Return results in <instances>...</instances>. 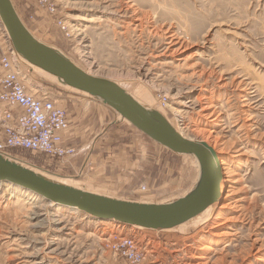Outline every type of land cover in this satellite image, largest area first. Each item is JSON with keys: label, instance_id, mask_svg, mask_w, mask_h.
Instances as JSON below:
<instances>
[{"label": "rangeland", "instance_id": "obj_1", "mask_svg": "<svg viewBox=\"0 0 264 264\" xmlns=\"http://www.w3.org/2000/svg\"><path fill=\"white\" fill-rule=\"evenodd\" d=\"M51 1L55 14L35 0H12L36 38L116 81L231 164L240 209L226 208L215 219V202L180 226L150 230L94 220L0 185V264H264V0ZM3 33L0 27V51L10 46ZM19 70L38 96L66 109L63 141L75 154L10 155L63 183L125 200L161 203L192 188V155L168 150L40 69L20 63ZM115 234L133 239L145 259L115 254L108 247Z\"/></svg>", "mask_w": 264, "mask_h": 264}, {"label": "water", "instance_id": "obj_2", "mask_svg": "<svg viewBox=\"0 0 264 264\" xmlns=\"http://www.w3.org/2000/svg\"><path fill=\"white\" fill-rule=\"evenodd\" d=\"M0 27L9 42V49L21 63L25 60L54 76L58 84L88 94L117 113L118 120H126L168 150L178 155H192L198 167L197 178L185 195L161 203L125 200L87 191L63 183L54 176L51 178L43 174L46 171L3 152H0V183L23 189L55 207L76 209L94 220L150 230L177 227L214 203L219 196L221 170L210 145L186 138L158 110L137 101L118 83L83 70L58 48L36 38L12 0H0Z\"/></svg>", "mask_w": 264, "mask_h": 264}, {"label": "built area", "instance_id": "obj_3", "mask_svg": "<svg viewBox=\"0 0 264 264\" xmlns=\"http://www.w3.org/2000/svg\"><path fill=\"white\" fill-rule=\"evenodd\" d=\"M35 1L44 10L55 14L57 6L51 0ZM20 63L9 48L0 51V68L3 70L0 74V152L18 149L60 160L71 157L75 148L63 141L69 129L66 109L47 94L38 96L35 89L25 85L19 70ZM108 247L132 263L145 259L138 244L129 237L116 235Z\"/></svg>", "mask_w": 264, "mask_h": 264}, {"label": "bare ground", "instance_id": "obj_4", "mask_svg": "<svg viewBox=\"0 0 264 264\" xmlns=\"http://www.w3.org/2000/svg\"><path fill=\"white\" fill-rule=\"evenodd\" d=\"M167 30V29H166ZM173 38V37H172ZM173 40V39H172ZM172 40H170L169 42H171V44H175V43H173V41ZM179 42V41H178ZM171 46V45H170ZM179 51V48L178 49H176L175 50V52H178ZM220 59H222V58H219L217 61H220ZM23 62L24 63H22V64H25V65H27L28 67H31V68H37V67H35V66H33V65H31L30 63H28L27 61H25V60H23ZM37 69H39V68H37ZM203 69V68H202ZM41 70V69H40ZM43 71V70H42ZM45 72V71H44ZM47 73V72H46ZM237 76V75H236ZM244 79H247L246 77H244ZM112 81H114V80H112ZM114 82H116V81H114ZM234 82V81H233ZM242 83L241 84H243V85H245V87L246 88H251V86H252V84L253 83H248L247 81H241ZM117 83V82H116ZM119 84V83H118ZM120 85V84H119ZM63 86V85H62ZM241 86V85H240ZM223 87V86H222ZM72 89V88H71ZM75 90V89H74ZM251 90V89H250ZM76 91H78V90H76ZM81 92V91H80ZM246 90L245 91H243V93H244V95H246ZM82 93H84V92H82ZM129 93V92H128ZM84 94H86V93H84ZM130 94V93H129ZM86 95H88V94H86ZM130 95H132V94H130ZM244 95H243V97H244ZM132 97H134L133 95H132ZM135 98V97H134ZM203 98V97H202ZM205 98V97H204ZM242 98V97H241ZM136 99V98H135ZM137 100V99H136ZM138 101V100H137ZM140 102V101H139ZM246 102V101H245ZM141 103V102H140ZM252 103H254V102H252ZM143 104V103H142ZM209 104V103H208ZM144 105V104H143ZM250 105V104H249ZM205 108V107H204ZM209 108H210V106H209ZM206 109V108H205ZM205 117H206V115H204ZM213 116V115H212ZM208 117V116H207ZM216 119V118H215ZM169 122V121H168ZM222 124V123H221ZM208 144V143H207ZM209 145V144H208ZM213 149V148H212ZM214 150V149H213ZM215 151V150H214ZM4 153V152H3ZM215 153H216V151H215ZM5 154H7V155H10L9 153H7V152H5ZM240 154V153H239ZM10 156H12V155H10ZM15 158V157H14ZM16 159V158H15ZM16 160H18V159H16ZM18 161H20V160H18ZM20 162H23V161H20ZM215 162H217L218 163V165H219V167H220V170H221V178H220V180H219V183H218V185H219V196L217 197V199L214 201V203L215 204H219V212H218V215L215 217V219H220V214L219 213H221L223 210H225L226 208H231V209H237V208H239L240 209V206H238V204H237V201H238V199H232L233 198V192L231 191V185L229 184L230 182H234V180L232 179L233 178V171H232V167H231V164H229V163H225L224 161H223V159H221L220 157H219V155H218V153H216V159H215ZM233 173V174H232ZM233 180V181H232ZM0 185H10L11 186V188H12V191L14 192V194H20V193H27L26 191H24L23 189H20V188H18V187H15V186H12L11 184H5V183H0ZM87 191H89V190H87ZM226 193V194H225ZM28 194V197H30L29 195H31V196H33V197H36V196H34V195H32V194H30V193H27ZM101 194V193H100ZM225 194V195H224ZM108 195V194H107ZM109 196H111V195H109ZM36 198H38V197H36ZM232 199V200H231ZM142 202H145V201H142ZM214 203H212L211 205H209L207 208H209L210 206H212ZM50 205H52L51 203H50ZM61 207V206H60ZM63 208H67V209H70V210H73V211H77L78 213H81L80 211H78V210H76V209H71V208H68V207H63ZM206 208V209H207ZM206 209H204L203 211H205ZM202 211V212H203ZM237 211V210H236ZM239 211V210H238ZM201 212V213H202ZM200 213V214H201ZM81 214H83V213H81ZM200 214H198V215H200ZM222 214V213H221ZM197 215V216H198ZM197 216H195V217H197ZM195 217H193V218H195ZM192 218V219H193ZM192 219H190V220H192ZM222 219V218H221ZM230 219H232V218H230ZM189 220V221H190ZM225 221H226V219H225ZM188 222V221H187ZM224 222V221H223ZM186 223V222H185ZM221 223V222H220ZM184 224V223H183ZM221 224H223V223H221ZM182 225V224H181ZM180 226V225H179ZM223 232V231H222ZM214 234V233H213ZM221 232L219 233V236H221ZM228 234V232H226V235ZM218 235V234H217ZM217 235H215V236H217ZM224 235V234H223ZM254 244V243H253ZM201 256H203V255H201ZM203 257H205V256H203ZM202 257V258H203ZM247 257V256H246Z\"/></svg>", "mask_w": 264, "mask_h": 264}, {"label": "crops", "instance_id": "obj_5", "mask_svg": "<svg viewBox=\"0 0 264 264\" xmlns=\"http://www.w3.org/2000/svg\"><path fill=\"white\" fill-rule=\"evenodd\" d=\"M19 11H20V13H21L22 15H24V12H25V11H24L23 8H20ZM37 26H38V28H40V24H39L38 22H37ZM31 28H32V27H31ZM0 39H1V38H0ZM2 72H3V70L0 68V74H2ZM67 136H68V134H67ZM67 136H66V137H67ZM107 179H108V178H106L105 180L107 181ZM108 181H109V183H112L110 180H108ZM108 181H107V182H108Z\"/></svg>", "mask_w": 264, "mask_h": 264}]
</instances>
